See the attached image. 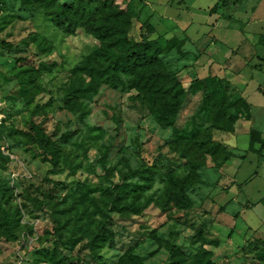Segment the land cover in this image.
<instances>
[{
  "label": "rangeland",
  "instance_id": "374dc122",
  "mask_svg": "<svg viewBox=\"0 0 264 264\" xmlns=\"http://www.w3.org/2000/svg\"><path fill=\"white\" fill-rule=\"evenodd\" d=\"M112 1L113 11L132 7L137 41L149 23L151 39L182 42L161 57L164 70L180 72L186 88L220 77L232 99L251 105V120L212 128L197 93L163 127L150 95L105 84L66 105L74 67L100 42L57 32L47 3L2 0L0 264H194L205 252L212 264H264V152L252 140L255 131L264 140V0ZM200 127L229 160L187 147ZM193 159L206 164L193 170ZM174 183L185 184L190 208L166 204Z\"/></svg>",
  "mask_w": 264,
  "mask_h": 264
},
{
  "label": "trees",
  "instance_id": "16d2710c",
  "mask_svg": "<svg viewBox=\"0 0 264 264\" xmlns=\"http://www.w3.org/2000/svg\"><path fill=\"white\" fill-rule=\"evenodd\" d=\"M0 1L3 4L2 0ZM35 2L43 5L47 3L43 7L44 13L54 22L57 32L68 35L83 31L97 38L102 47L88 56L85 63L74 67L75 80L67 89L66 105H71L72 101L81 98H92L105 84L114 89H139L150 95L153 99V114L163 127L174 126L178 113L186 101L197 93H202L203 115L211 121L212 128L232 132L240 119L251 120V105L242 97L232 99L220 77L208 76L204 79H195L186 88L180 78V72L170 73L164 70L161 57L175 49L179 51L182 42L175 37L167 36L151 39L150 36L156 31L149 23L141 25L146 30V33L140 34L141 39L138 41L134 39L130 29L133 28L137 18L130 5L126 11H113L112 0H75L64 4H58L55 0L49 2L35 0ZM225 7L230 12V1ZM9 24L7 20L1 23L0 32ZM127 31H130V34ZM261 40L264 45V36ZM117 50L119 52H115ZM37 135L43 147L50 143L39 129ZM184 139L187 140L186 145L190 150L195 149L211 156L223 155L224 162L230 159L226 148L213 140L207 128L200 127ZM252 140L261 143L259 153L264 152L262 134L253 132ZM53 145L56 147V142ZM205 164V159H193L190 163L193 170H200ZM113 193L117 195L114 191ZM116 200L117 197L113 203ZM170 202H175L181 210L191 207L185 195V184L174 183L167 190L166 204ZM159 203L168 210L164 202ZM134 208V205L127 207L130 210H135ZM1 215L2 225L11 227L9 213L2 209ZM104 231L105 227L101 229V233ZM207 255L209 254L205 252L197 256L194 264H212L210 258L205 257ZM62 261L64 264L68 263L66 258Z\"/></svg>",
  "mask_w": 264,
  "mask_h": 264
},
{
  "label": "built area",
  "instance_id": "2783aa9c",
  "mask_svg": "<svg viewBox=\"0 0 264 264\" xmlns=\"http://www.w3.org/2000/svg\"><path fill=\"white\" fill-rule=\"evenodd\" d=\"M2 8H3V4H2L1 1H0V16H1V14H2Z\"/></svg>",
  "mask_w": 264,
  "mask_h": 264
}]
</instances>
